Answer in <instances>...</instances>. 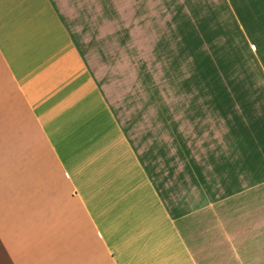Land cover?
Wrapping results in <instances>:
<instances>
[{
  "label": "crops",
  "instance_id": "obj_1",
  "mask_svg": "<svg viewBox=\"0 0 264 264\" xmlns=\"http://www.w3.org/2000/svg\"><path fill=\"white\" fill-rule=\"evenodd\" d=\"M92 3L0 0V135L29 191L0 264H264V121L239 123L232 160L129 126L123 61L81 29Z\"/></svg>",
  "mask_w": 264,
  "mask_h": 264
},
{
  "label": "rangeland",
  "instance_id": "obj_2",
  "mask_svg": "<svg viewBox=\"0 0 264 264\" xmlns=\"http://www.w3.org/2000/svg\"><path fill=\"white\" fill-rule=\"evenodd\" d=\"M81 14L88 44L102 52L107 31L109 64L123 61L115 111L129 126L167 129L196 157L218 146L232 160L239 123L264 121V0H93ZM0 140V239H19L9 215L29 193L25 161Z\"/></svg>",
  "mask_w": 264,
  "mask_h": 264
}]
</instances>
